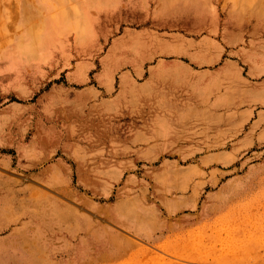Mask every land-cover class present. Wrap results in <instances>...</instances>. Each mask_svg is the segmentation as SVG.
Listing matches in <instances>:
<instances>
[{
	"label": "crops",
	"instance_id": "obj_1",
	"mask_svg": "<svg viewBox=\"0 0 264 264\" xmlns=\"http://www.w3.org/2000/svg\"><path fill=\"white\" fill-rule=\"evenodd\" d=\"M223 2L88 0L77 25H59L61 32L58 27L48 33L41 54L48 56L51 44L64 38L70 28L78 32L79 40L87 36L88 46L78 49L88 58L76 62L77 77L100 68L89 76L93 83L73 95L71 105L75 112L87 111L94 117H134L136 132L130 144L148 147L137 150L138 160L159 161L158 155L172 146L233 145L240 129L254 119L257 107L264 108V35L258 34L264 15L256 19L250 12L236 10L231 2L224 8ZM48 96L56 99L57 110L63 106L58 95ZM96 129V123H89V130ZM98 129H105V124ZM122 144H128L127 139ZM207 156L195 161H209ZM72 170L65 158L52 160L42 172L45 185L69 192ZM162 173L166 178L162 189L176 194L174 198L164 193L159 202H148L147 197L130 195L121 187L105 211L113 223L157 250L132 240L104 237L103 250L49 252L40 264H96L97 258L111 264L112 257H131L140 264L158 254L167 256L170 264H264V237L254 240L264 234V224L257 231V224L248 217L253 209H223L231 201L226 193L235 200L250 194L264 172ZM55 204H59L54 206L59 221L79 223L76 210ZM128 210L137 221L128 219ZM95 237L89 234L87 239L95 242ZM115 241L124 248L113 249Z\"/></svg>",
	"mask_w": 264,
	"mask_h": 264
},
{
	"label": "rangeland",
	"instance_id": "obj_2",
	"mask_svg": "<svg viewBox=\"0 0 264 264\" xmlns=\"http://www.w3.org/2000/svg\"><path fill=\"white\" fill-rule=\"evenodd\" d=\"M87 1L0 0V264H40L46 260L42 256L62 250H103L104 237L132 240L145 249L157 250L151 242L136 238L105 216L107 206L121 187H126L130 195L140 194L147 197L146 201L156 203L165 193L163 171L264 172L261 107H257L248 127L240 129L239 139L233 145L172 146L158 155L159 161L138 160L141 155L137 150L148 147L130 144L136 132L134 117H94L87 111L75 112L71 105L73 95L92 84L89 76L92 78L100 68L98 65L94 71L85 70L77 77L76 62L88 58L78 49L88 46L87 36L79 40L78 32L70 28L64 38L61 36L51 44L45 57L38 45L59 25H77L83 10L87 11ZM229 2L236 10L250 12L256 19L264 15V0H224L223 7L227 8ZM258 34L264 35L262 25ZM101 54L102 50L98 51L97 58ZM49 93L59 96L63 105L60 109H56L55 98H48ZM243 117L241 114V120ZM89 123H96L97 129L89 130ZM104 124L105 129H98ZM125 139L128 144H122ZM205 154L209 161H195ZM61 158L73 169L67 193L47 187L42 176L47 164ZM256 180L253 191L237 200L226 193L231 201L223 209L234 212L233 208H252L248 217L255 221L259 231V225L264 224V178ZM165 194L173 198L176 195ZM55 203L76 210L79 223L59 221L54 213V206L59 204ZM128 219L137 221L131 211ZM89 234L96 235L95 242L88 241ZM225 235L230 236L226 232ZM263 235L254 240L260 241ZM226 240L225 237L223 242L228 251ZM119 241H115L113 249L124 248ZM96 264H104V259L97 258ZM111 264L137 263L131 257H112ZM140 264L170 263L167 256L158 254Z\"/></svg>",
	"mask_w": 264,
	"mask_h": 264
},
{
	"label": "bare ground",
	"instance_id": "obj_3",
	"mask_svg": "<svg viewBox=\"0 0 264 264\" xmlns=\"http://www.w3.org/2000/svg\"><path fill=\"white\" fill-rule=\"evenodd\" d=\"M52 38H53V37H52ZM46 40L48 41L49 39H46ZM44 44H45V43H44ZM44 44H43V45H44ZM38 46H41V43H40ZM43 52H45V50H44V49H43ZM124 221H126V222H127L128 220L124 219Z\"/></svg>",
	"mask_w": 264,
	"mask_h": 264
}]
</instances>
